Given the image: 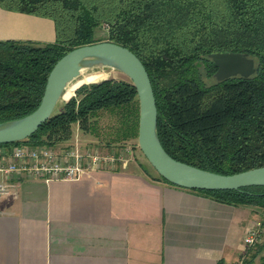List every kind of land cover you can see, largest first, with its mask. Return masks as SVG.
<instances>
[{"label": "trees", "instance_id": "1", "mask_svg": "<svg viewBox=\"0 0 264 264\" xmlns=\"http://www.w3.org/2000/svg\"><path fill=\"white\" fill-rule=\"evenodd\" d=\"M0 7L50 19L56 31L51 44L0 41V123L33 113L56 63L76 48L102 42L94 34L106 26L103 42L128 48L145 66L156 98L158 136L173 159L227 176L264 167V0H0ZM217 53L247 54L257 71L208 85L203 70L215 78L211 56ZM101 112L118 116L108 149L138 144L137 90L130 79L112 78L80 86L31 137L0 148H57L72 139L74 125L94 132ZM141 167L152 179L171 184ZM190 191L264 213L263 186ZM263 253L264 240L246 250L243 264H264Z\"/></svg>", "mask_w": 264, "mask_h": 264}, {"label": "crops", "instance_id": "2", "mask_svg": "<svg viewBox=\"0 0 264 264\" xmlns=\"http://www.w3.org/2000/svg\"><path fill=\"white\" fill-rule=\"evenodd\" d=\"M6 40L54 43L55 23L0 7ZM135 164L79 181L0 176L15 193L0 197V264H240L249 227L264 231L260 209L215 202Z\"/></svg>", "mask_w": 264, "mask_h": 264}, {"label": "water", "instance_id": "3", "mask_svg": "<svg viewBox=\"0 0 264 264\" xmlns=\"http://www.w3.org/2000/svg\"><path fill=\"white\" fill-rule=\"evenodd\" d=\"M218 82L232 77L249 78L257 71L256 61L247 54L217 53L211 56ZM110 68L126 75L139 99L138 146L152 168L174 186L188 190H238L264 187V167L234 175H220L173 159L158 136V110L149 74L141 60L128 48L100 42L76 48L52 69L40 106L31 114L0 123V144H12L31 137L52 116L67 88L90 69Z\"/></svg>", "mask_w": 264, "mask_h": 264}, {"label": "built area", "instance_id": "4", "mask_svg": "<svg viewBox=\"0 0 264 264\" xmlns=\"http://www.w3.org/2000/svg\"><path fill=\"white\" fill-rule=\"evenodd\" d=\"M129 153L130 149L123 153L83 150L78 142L58 149L48 146L19 145L9 152L2 149L0 155L6 158L0 160V176L5 180H10L15 176H26L41 178L47 182L53 180L79 181L87 174L99 170L115 169L118 165L128 167ZM9 195H15L11 186L3 181L0 182V197ZM262 226V222L256 221L249 227L243 239L246 250L264 240ZM244 258L245 254L242 255L240 264H243Z\"/></svg>", "mask_w": 264, "mask_h": 264}, {"label": "rangeland", "instance_id": "5", "mask_svg": "<svg viewBox=\"0 0 264 264\" xmlns=\"http://www.w3.org/2000/svg\"><path fill=\"white\" fill-rule=\"evenodd\" d=\"M107 37H108V29L106 26L98 27L95 30V34H94L95 40L103 42L107 39ZM203 74H204L203 75L204 80L208 85H212L216 81L215 78H210L206 76V73L204 70H203ZM91 75H94L97 77V80L93 83H98L105 79L107 80V79H112V78L117 79V80H129V78L123 73L110 69V68H103V69L96 68V69L87 70L85 73L82 74L81 77H79L76 81H74L73 84H71L67 88L65 95L63 97L64 101L59 102L58 105L56 106V109H55L56 113L61 112L65 101L73 97V96L68 95L69 89L74 87L79 80L84 78V76H91ZM93 83H88V84H93ZM83 85H87V84H83ZM118 125H119L118 116L111 114L110 112H101L99 113L98 118L96 119L94 132H84L80 129L78 125H74L72 128L73 130L72 139L66 143L58 144L56 149H58V147H67V146L74 145L76 144V142H78V144L81 146L83 150H87V149L99 150V152L101 153H106V152L123 153V152H126L127 149H130V153L128 155L130 162H136L135 165H137V163L144 165L153 174H155L152 166L149 164V162L147 161V159L141 152L138 144L136 145V141H132L130 144H127L126 146H123L121 148L119 147V145L117 146V144H113L112 147L109 149L107 148V143L109 139L112 136H114V133Z\"/></svg>", "mask_w": 264, "mask_h": 264}, {"label": "bare ground", "instance_id": "6", "mask_svg": "<svg viewBox=\"0 0 264 264\" xmlns=\"http://www.w3.org/2000/svg\"><path fill=\"white\" fill-rule=\"evenodd\" d=\"M85 73V72H84ZM97 80V77L94 76V75H91V76H84L83 79L79 80L77 82V84L72 87L71 89H69L68 91V95L69 96H75V92H76V89L80 86H82L83 84H88V83H93Z\"/></svg>", "mask_w": 264, "mask_h": 264}]
</instances>
